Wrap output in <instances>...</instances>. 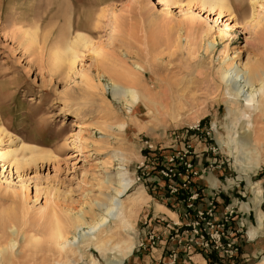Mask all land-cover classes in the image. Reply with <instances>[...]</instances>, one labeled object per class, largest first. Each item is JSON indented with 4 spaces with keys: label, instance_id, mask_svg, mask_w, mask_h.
Segmentation results:
<instances>
[{
    "label": "rangeland",
    "instance_id": "obj_1",
    "mask_svg": "<svg viewBox=\"0 0 264 264\" xmlns=\"http://www.w3.org/2000/svg\"><path fill=\"white\" fill-rule=\"evenodd\" d=\"M176 1L0 0V224L17 230L0 227V243L14 238L13 250L33 256L19 264H56L55 255L42 256L50 251L48 210L100 216L121 168L132 181L122 196L132 228L116 234V252L134 243L122 264H264V104L257 96L248 117L247 89L238 93L234 81L241 72L234 66L224 77L233 63L264 55L262 2L231 0L232 28L222 36L229 11ZM77 30L90 48L67 73L60 54ZM135 62L145 72L132 104L125 82L116 81V94L108 82ZM248 119L254 128L245 132ZM23 143L42 151L37 162L19 166L9 154ZM210 207L215 218L205 214ZM94 219L87 214V223ZM189 238L204 242L190 251ZM229 242L235 253L223 257ZM76 249L61 263L108 264L91 246Z\"/></svg>",
    "mask_w": 264,
    "mask_h": 264
},
{
    "label": "bare ground",
    "instance_id": "obj_2",
    "mask_svg": "<svg viewBox=\"0 0 264 264\" xmlns=\"http://www.w3.org/2000/svg\"><path fill=\"white\" fill-rule=\"evenodd\" d=\"M165 1L169 2V0H165ZM195 1H197V5H199V8H201V10L208 9L210 12H215L219 16H221L225 11L230 12L229 14L230 17L227 18L226 21L224 22V29L222 30L221 33L222 36L227 35V31L230 28H232L228 20L229 19L232 20L235 15V14L232 15L234 11L233 10L234 7L231 3V0H195ZM249 1L252 4H258L262 2L261 7L264 9L263 0H249ZM178 2L180 3L179 0H177L175 3ZM192 8H193L192 6L188 5L187 9L192 10ZM191 10H187V13L188 14L190 13L189 17L187 18L191 21H194L195 16L191 14L192 13ZM261 17L262 16H259V18L255 20V16L253 13L251 15V21L254 22L255 20L256 24H259L261 22L260 20ZM262 21L264 24V18L262 19ZM191 28L194 29L193 26H191ZM31 31L33 32V30ZM201 31L202 32L204 31L208 34V30L206 29H202ZM75 32L76 33L74 34L69 32V37L66 40V47L64 48L63 53L60 54V61L62 62V65H66L67 73L71 71L74 72L76 70V65L85 56L81 48L83 47L90 48L89 47L90 40L85 34V32H82L80 30L79 31L77 30ZM32 35L33 33L31 34V38ZM98 54L100 55V51ZM234 66L237 69H239V72H241V74H238V76L240 75V78L238 77L239 79L237 80V77H235L234 79V81L237 82L239 81L238 85L240 88L238 93H240V90L244 91L245 89H247L248 92L245 113L246 115H248V117H250L251 113L255 109L253 108V106H255V98L257 96H261V100L264 104V55L260 56V58L256 60L249 57L245 64H241L238 66H236L235 63H233L232 67L224 73V77L229 73V71L232 68H234ZM144 72H145V67L143 65H140L139 63L135 62L131 67L128 64L124 63L122 64L119 72L117 73L114 72L113 77L110 76L111 78L109 79L110 81L108 82V86L110 85V89L113 91V94L122 93L121 90L122 87L119 83L117 84L116 81L120 80L125 82L128 85L127 87L128 91L126 92L129 94L126 101L135 104L136 101L139 100V96H140L137 86L141 84L142 77H144L143 74ZM78 74L81 75L85 80L90 79L88 73L85 72L84 68L82 67L78 69ZM241 78L244 80H241ZM240 80H241V84H240ZM243 83L245 84L242 86ZM258 85H260V87H258ZM96 87L103 89L104 87L107 88V86L106 85L104 86V84L101 81L96 83ZM262 112H264V110H262ZM246 127H248V129L245 130V132L251 130V128H254V122L252 119L251 120L248 119L246 121L245 128ZM80 135L81 134H77L76 137L80 139ZM249 138H250V134L245 133L243 136H241L242 141L241 140L240 141L245 144V141H247V139ZM25 146H27V144L23 143L21 147L17 149H13L9 153L14 155L15 161L19 166H24L31 162H37V160H39L41 158V155L43 154L42 151L40 150L38 151L37 149L28 148ZM22 150L24 151L22 152ZM121 169L122 171L121 172L119 171V177H118L119 182L117 188L115 189V195L110 199L109 205L104 208L100 216H98L93 209H91L88 212L82 208L81 210L75 213L72 212L71 208H66L61 212H59L55 207H52L50 208V210H48V215L50 217L49 219L50 225H47L48 228L47 227L46 228L48 231V239H49L48 246L50 248V251L48 256L42 255L44 257L43 260L52 259L51 255L53 254L56 256L55 263L62 264L61 258L64 255H68L69 253H73V254L77 253L76 248L79 247V245H81L84 248H89L90 246L93 247L95 250L99 251L107 258L108 264H122L124 259L132 254L134 243L126 246L123 249L124 252L122 250L121 254H118L116 252L118 243L114 244L115 243L114 239L118 232L123 230L129 233L132 228L130 220L128 219L129 216L128 215L125 216L124 214L123 200H122V196L125 195L128 192L129 188L131 187L132 181L126 177V172L123 171V168ZM211 179L214 178L210 177V180ZM214 182H217V180L214 179ZM10 183L6 185L7 188H11ZM21 186H24V184H21ZM0 188H1V182H0ZM262 193H263L262 190L256 191L255 195L258 199L257 203H260ZM162 207L163 206H160L159 209H162ZM166 211H168L170 215H174L168 209H166ZM89 213L91 214V216H95V219L91 224L87 223L86 220L87 214ZM43 214H45V210ZM262 218H263L262 215H260L258 222L260 229H264V220ZM110 221H116V224H113L112 222V224L110 223L108 225ZM2 222L3 223L0 224V227L9 229L8 230L9 234L15 235L17 233V230L14 228V225L10 224V226H7L4 223V221ZM72 228L75 230L74 234H72L70 231ZM84 228L87 229L85 230ZM250 234L252 237L255 236V233H253V231H250ZM94 235H98V236L96 238H93ZM31 238L35 240L37 239L35 236H31ZM14 245H15L14 238L10 239L8 245H3L0 243V264H19L24 262L25 259L27 258H32L33 260V256L27 255L24 252V250H18V249L13 250ZM263 263H264V258H263Z\"/></svg>",
    "mask_w": 264,
    "mask_h": 264
},
{
    "label": "built area",
    "instance_id": "obj_3",
    "mask_svg": "<svg viewBox=\"0 0 264 264\" xmlns=\"http://www.w3.org/2000/svg\"><path fill=\"white\" fill-rule=\"evenodd\" d=\"M201 213V212H200ZM205 214H208L209 216H213V218H215L214 217V209H213V207H210L209 209H208V211L207 212H205ZM195 232H196V230H195ZM197 233V232H196ZM203 236L204 235H201L200 237L201 238H203ZM211 237H212V239H214L215 238V235H210ZM220 238V237H219ZM194 238H189V239H187V240H189V241H187L186 240V246H187V248L191 251L194 247H199V245L201 244V243H203L204 241H201V240H199V241H197V240H193ZM230 243L231 242H229V243H227V248H225V253H223V257H225V256H232L234 253H235V251H232V246L230 245ZM184 247H185V245H184ZM231 249V250H230ZM229 250V254H227L226 252Z\"/></svg>",
    "mask_w": 264,
    "mask_h": 264
},
{
    "label": "crops",
    "instance_id": "obj_4",
    "mask_svg": "<svg viewBox=\"0 0 264 264\" xmlns=\"http://www.w3.org/2000/svg\"><path fill=\"white\" fill-rule=\"evenodd\" d=\"M156 205H157V209H158L159 211H161V212H163V213H166V214L170 215V214L168 213V211H166V209H168V208H166L164 205L159 204V203H157ZM160 206H163L162 209H159ZM164 208H166V209H164ZM168 210H169V209H168ZM169 211L172 212L171 210H169ZM170 216H171V215H170ZM171 217H172V216H171Z\"/></svg>",
    "mask_w": 264,
    "mask_h": 264
}]
</instances>
